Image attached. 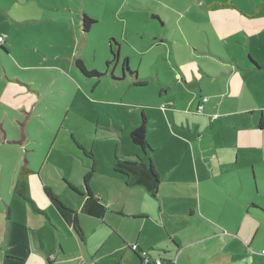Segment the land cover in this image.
Instances as JSON below:
<instances>
[{"label":"crops","instance_id":"obj_1","mask_svg":"<svg viewBox=\"0 0 264 264\" xmlns=\"http://www.w3.org/2000/svg\"><path fill=\"white\" fill-rule=\"evenodd\" d=\"M183 2L179 10L152 14L160 26L152 46L158 39L172 44L178 73L172 88L158 75L159 97L136 99L132 112L140 117L132 126L91 140L90 120H78L79 129L52 148L54 158L25 159L19 171L25 165L32 171L33 204L16 200L18 171L10 195L0 196V264H143L134 244L163 264H264V0ZM85 17L83 11L74 19L79 47L95 27L86 32ZM9 46L4 38L6 56ZM112 50L109 43L104 57ZM118 59L121 68L107 63L102 72L110 87L121 82L114 77L127 82L132 75V90L153 80L130 74L128 59ZM158 60L152 59L156 68ZM78 61L74 76L82 87V76L90 78ZM104 77L93 78L95 87ZM8 79L22 88L6 85L1 105L19 109L22 100L33 108L26 80ZM203 98L208 102L196 115ZM143 115L146 153L131 138Z\"/></svg>","mask_w":264,"mask_h":264},{"label":"rangeland","instance_id":"obj_2","mask_svg":"<svg viewBox=\"0 0 264 264\" xmlns=\"http://www.w3.org/2000/svg\"><path fill=\"white\" fill-rule=\"evenodd\" d=\"M183 1L0 0V36L10 38L7 56L0 44V138H5L4 143L0 142V196L10 195V185L17 179L25 159L45 163L54 158L52 148H61L67 131L79 129L75 122L80 120L82 125V120H90L87 134L91 140L96 134L115 132V126H132L133 120L140 117L132 112L133 104H140L134 102L144 98L142 94L157 92L158 75L169 85L178 77L172 65V44L158 39L153 47L150 37L160 27L152 21L153 12L167 13L170 7L179 10ZM83 11L96 25L92 24L95 27L87 45L79 47L75 28L78 33L80 27H75L74 19ZM17 22L24 23L18 25ZM109 43L117 46L115 53L128 59L130 74L139 72L141 80L148 76L153 80L144 88L132 90V75H128L130 81L127 82L114 77L113 80L121 82L110 87L109 78L102 74L107 63L112 68L117 65L112 62V54L104 57L103 49ZM154 56H158L161 67L152 64ZM75 57L83 60L88 73L96 72L104 77L99 86L95 87V79L86 80L83 76L79 80L82 87L79 86L74 76ZM148 67L151 75H145ZM8 77L26 80L27 95L36 101L33 108H25L22 100H19L22 104L19 109L11 107L13 103L1 105L6 85L22 88ZM82 88L89 90L90 100L82 97L85 95ZM128 144L132 147L130 140ZM16 196V200L26 206L23 198ZM12 208L19 210L14 205Z\"/></svg>","mask_w":264,"mask_h":264},{"label":"trees","instance_id":"obj_3","mask_svg":"<svg viewBox=\"0 0 264 264\" xmlns=\"http://www.w3.org/2000/svg\"><path fill=\"white\" fill-rule=\"evenodd\" d=\"M94 22H92L91 20H89L88 18L85 17L84 19V30L87 32L90 30L92 24ZM117 46H113V50H112V55H113V63L114 62H118V58L119 55L118 53H115V49ZM115 48V49H114ZM110 64V63H109ZM126 64V62H125ZM124 64V65H125ZM127 65H125L126 67ZM77 67L78 69L82 72V74L88 78H97V77H101L100 75H98L96 72H92V73H88L86 70V67L84 66L82 61H78L77 62ZM127 70V69H126ZM147 131H148V122L147 119L144 117V115L142 116V123L139 126V128H137L131 135L132 138V142L141 148V150L143 152H147L148 150L151 151V148L148 144L147 141ZM32 171L30 170V168L25 165L21 168V170L19 171V175H18V181L16 184V192L17 194H19L22 198L28 200L31 204H33L32 199L29 196V188H28V179L31 175ZM133 252V251H132ZM134 254H136L139 259L142 261V258L140 257V255H138L137 253L133 252ZM144 264V263H143Z\"/></svg>","mask_w":264,"mask_h":264},{"label":"built area","instance_id":"obj_4","mask_svg":"<svg viewBox=\"0 0 264 264\" xmlns=\"http://www.w3.org/2000/svg\"><path fill=\"white\" fill-rule=\"evenodd\" d=\"M3 42H4V38L0 37V44H2ZM207 102H208V98H203L202 103L198 105V107L194 111V113L196 115H202L203 114V105ZM164 108H165V106H163V109ZM131 250L133 252L137 253L138 255H140L144 264H163L162 260H159V259H156L155 262L151 261L150 258H148L147 252L139 250V247L136 244L131 246ZM261 256L264 257V251L261 253ZM80 264H82V263H80Z\"/></svg>","mask_w":264,"mask_h":264}]
</instances>
